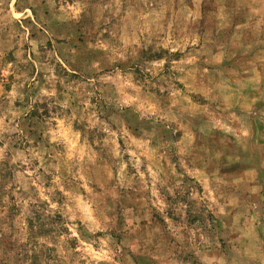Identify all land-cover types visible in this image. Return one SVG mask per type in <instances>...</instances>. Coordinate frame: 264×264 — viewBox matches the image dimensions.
I'll list each match as a JSON object with an SVG mask.
<instances>
[{"label":"rangeland","instance_id":"374dc122","mask_svg":"<svg viewBox=\"0 0 264 264\" xmlns=\"http://www.w3.org/2000/svg\"><path fill=\"white\" fill-rule=\"evenodd\" d=\"M0 264H264V0H0Z\"/></svg>","mask_w":264,"mask_h":264}]
</instances>
